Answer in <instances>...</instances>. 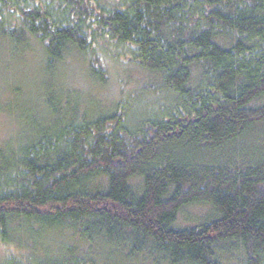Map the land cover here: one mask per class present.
Segmentation results:
<instances>
[{
  "label": "trees",
  "instance_id": "16d2710c",
  "mask_svg": "<svg viewBox=\"0 0 264 264\" xmlns=\"http://www.w3.org/2000/svg\"><path fill=\"white\" fill-rule=\"evenodd\" d=\"M1 38L122 85L107 109L48 86L0 150L7 264H264V0H0Z\"/></svg>",
  "mask_w": 264,
  "mask_h": 264
},
{
  "label": "rangeland",
  "instance_id": "374dc122",
  "mask_svg": "<svg viewBox=\"0 0 264 264\" xmlns=\"http://www.w3.org/2000/svg\"><path fill=\"white\" fill-rule=\"evenodd\" d=\"M40 51L31 49L23 53H13L9 39H0V150L6 152L20 150L23 143L35 134L37 128L44 129V103L42 98L48 86L61 84L68 91H83L84 98L97 97L99 109L113 107L118 99L122 85L119 86L115 68L110 67V83L101 89L87 78V61L76 52L60 67L46 71L39 56ZM131 79L139 81L145 75L138 71H129ZM135 75V77H133ZM61 87L60 85H57ZM60 90V88L58 89ZM81 91V92H82ZM82 92V93H83ZM75 95L70 94L72 102ZM40 122V123H37ZM35 130V131H34ZM208 212L202 206H190L180 213L182 218L189 216V224L201 221ZM188 222V217L185 218ZM5 248L0 242V264H7ZM157 262V256L153 258ZM132 264H141L132 260ZM153 263V262H152ZM238 257H229L227 264H239Z\"/></svg>",
  "mask_w": 264,
  "mask_h": 264
}]
</instances>
